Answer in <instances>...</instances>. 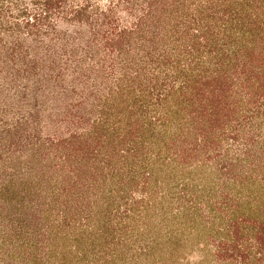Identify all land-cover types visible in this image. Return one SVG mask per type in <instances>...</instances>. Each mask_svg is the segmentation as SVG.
<instances>
[{
	"label": "rangeland",
	"instance_id": "374dc122",
	"mask_svg": "<svg viewBox=\"0 0 264 264\" xmlns=\"http://www.w3.org/2000/svg\"><path fill=\"white\" fill-rule=\"evenodd\" d=\"M50 1L0 0V264H264V0Z\"/></svg>",
	"mask_w": 264,
	"mask_h": 264
},
{
	"label": "trees",
	"instance_id": "16d2710c",
	"mask_svg": "<svg viewBox=\"0 0 264 264\" xmlns=\"http://www.w3.org/2000/svg\"><path fill=\"white\" fill-rule=\"evenodd\" d=\"M53 0H51L50 1V3L52 2ZM118 133V132H117ZM119 134V133H118ZM133 136V135H132ZM101 140H102V138H101ZM101 140H99V141H101ZM114 143H115V139L113 138V141H112V146L114 147ZM127 144V139L126 138H124V140H121L120 141V144ZM117 146V145H116ZM114 147V156L115 157H117L116 159H117V161L120 163L122 160H127V158L129 157V155L128 154H125V153H122V152H120V150L118 149V147ZM118 149V150H117ZM124 151V150H123ZM128 152H131V148H128V150H127ZM119 170H122V166L121 167H119ZM142 170H144V172H146V169H145V167L144 168H142ZM136 172H137V170H136ZM135 172V173H136ZM138 174V173H137ZM114 175H116V174H114ZM139 175V174H138ZM137 176L136 175H134V178H136ZM139 177V176H138ZM146 179V178H145ZM136 188L137 187H139V185L140 184H138V183H136ZM123 187H126V185L124 184L123 185ZM143 190H145V188H143Z\"/></svg>",
	"mask_w": 264,
	"mask_h": 264
}]
</instances>
